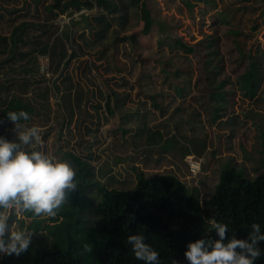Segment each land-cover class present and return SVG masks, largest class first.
<instances>
[{"label":"rangeland","instance_id":"obj_1","mask_svg":"<svg viewBox=\"0 0 264 264\" xmlns=\"http://www.w3.org/2000/svg\"><path fill=\"white\" fill-rule=\"evenodd\" d=\"M136 1L152 15L147 34L133 6L129 17L138 24L120 28L112 18L98 36V14L106 12L97 6L56 8L53 15L44 5L54 0H0V33L9 36L26 22L15 57L0 64V84L27 94L34 106L21 124L41 129L47 153L60 159L68 150L88 162L92 179L106 188L132 187L140 173H171L203 199L225 167L249 178L260 173L264 0ZM70 10L76 18L84 12L92 26L73 27ZM131 32L134 45L117 39ZM63 46L66 65L55 72ZM76 90L84 93L80 105L72 100ZM0 138L15 140V126L3 124ZM187 155L200 162L197 172L189 171ZM21 217L10 218L13 230Z\"/></svg>","mask_w":264,"mask_h":264},{"label":"trees","instance_id":"obj_2","mask_svg":"<svg viewBox=\"0 0 264 264\" xmlns=\"http://www.w3.org/2000/svg\"><path fill=\"white\" fill-rule=\"evenodd\" d=\"M54 1L45 4V9L53 12L58 8L61 12L72 7L88 10L97 6L99 10H105V16L104 13L98 14V36L109 29L112 18L117 20L120 28L138 24L141 20L143 34L150 31L153 21L149 9L136 0L124 3L120 0L121 4L115 0ZM133 6L139 8L137 13L140 20L130 18L132 12L129 17L128 7ZM68 12L73 27L92 26L84 12L78 18L72 10ZM25 26L26 22L16 24L9 36L0 33V56L7 55V58L0 59V64L7 65L15 57ZM117 39L129 40L133 45L137 41L133 32L118 33ZM174 42L187 51L192 50L191 46L178 38ZM66 50L63 46L59 52L55 72L61 64L66 65L67 60H62ZM25 71L33 69L27 67ZM55 87L57 85L54 83L53 89ZM4 89L6 92L2 94ZM80 92L76 90L72 99L77 105L84 97V93ZM26 97L25 93L10 90L9 85L0 84V128L5 123L13 125L7 118L10 111L24 110L31 118L35 109ZM105 107L110 112L108 99L105 100ZM260 137L264 150V131ZM60 159L76 170L78 190L69 194V201L54 218L34 219L30 213L18 218L20 229L32 231L31 243L28 250L19 256L2 253L0 264H144L135 258L127 242V237L132 234L144 236L145 243L159 253V264H189L184 255L188 242L199 238H218L211 228L210 215L213 216L212 221L227 225L229 238L234 234L238 239H248L253 223H258L264 233V168L249 178L242 169L225 167L212 195L199 199L175 174L140 173L136 175L132 187L106 188L92 179L94 174L85 160L68 150L63 152ZM92 187H96V191ZM91 204L95 207L90 211ZM259 247L264 253V241L259 242ZM254 264H264V254Z\"/></svg>","mask_w":264,"mask_h":264},{"label":"clouds","instance_id":"obj_3","mask_svg":"<svg viewBox=\"0 0 264 264\" xmlns=\"http://www.w3.org/2000/svg\"><path fill=\"white\" fill-rule=\"evenodd\" d=\"M7 118L15 126L16 139L0 138V253L19 256L28 250L32 231L13 230L10 218L25 213L34 219L56 217L69 194L78 190V183L76 170L67 161L43 150L41 129L21 124L30 119L26 111H10ZM210 223L218 238L188 242L184 255L189 264H254L264 254L259 247L264 233L258 223L251 225L248 239L234 234L229 238L226 224ZM127 242L136 259L159 264V253L145 243L143 235H129Z\"/></svg>","mask_w":264,"mask_h":264},{"label":"built area","instance_id":"obj_4","mask_svg":"<svg viewBox=\"0 0 264 264\" xmlns=\"http://www.w3.org/2000/svg\"><path fill=\"white\" fill-rule=\"evenodd\" d=\"M186 162L191 173H195L199 170L200 162L196 160L193 155H187Z\"/></svg>","mask_w":264,"mask_h":264}]
</instances>
